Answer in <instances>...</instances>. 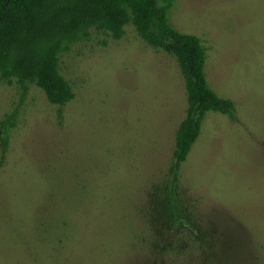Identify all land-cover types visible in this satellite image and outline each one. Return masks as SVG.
<instances>
[{
    "label": "rangeland",
    "instance_id": "1",
    "mask_svg": "<svg viewBox=\"0 0 264 264\" xmlns=\"http://www.w3.org/2000/svg\"><path fill=\"white\" fill-rule=\"evenodd\" d=\"M167 17L201 40L209 87L236 105L234 119L206 114L182 164L192 248L140 240L186 93L176 59L128 24L60 56L74 93L63 107L0 81V120L18 113L0 167V264H264V0H174Z\"/></svg>",
    "mask_w": 264,
    "mask_h": 264
},
{
    "label": "trees",
    "instance_id": "2",
    "mask_svg": "<svg viewBox=\"0 0 264 264\" xmlns=\"http://www.w3.org/2000/svg\"><path fill=\"white\" fill-rule=\"evenodd\" d=\"M173 5L174 0H0V81L11 85L15 80L24 93L35 86L51 105L63 107L74 98L60 74V56L89 41L92 30L120 40L131 24L148 46L176 59L186 93L185 116L175 132L168 174L140 211L145 228L140 240L165 254H181L194 243L188 226L196 221L195 206L185 198L180 173L204 117L213 112L234 119L236 114L235 103L217 96L207 83L201 40L170 26L167 13ZM17 116L15 111L0 120V167ZM163 229L175 235L173 243L163 239Z\"/></svg>",
    "mask_w": 264,
    "mask_h": 264
}]
</instances>
